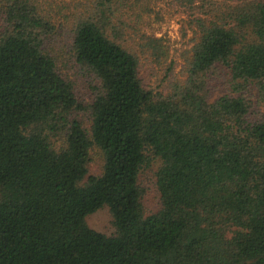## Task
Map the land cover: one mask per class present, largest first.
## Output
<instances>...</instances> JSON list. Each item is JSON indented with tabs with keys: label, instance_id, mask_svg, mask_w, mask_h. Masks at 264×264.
I'll return each mask as SVG.
<instances>
[{
	"label": "trees",
	"instance_id": "trees-1",
	"mask_svg": "<svg viewBox=\"0 0 264 264\" xmlns=\"http://www.w3.org/2000/svg\"><path fill=\"white\" fill-rule=\"evenodd\" d=\"M186 1L189 45L162 87L138 72L121 0L75 10L65 45L84 103L51 51V10L0 0V264H264V0ZM102 206L108 233L85 220Z\"/></svg>",
	"mask_w": 264,
	"mask_h": 264
},
{
	"label": "rangeland",
	"instance_id": "rangeland-1",
	"mask_svg": "<svg viewBox=\"0 0 264 264\" xmlns=\"http://www.w3.org/2000/svg\"><path fill=\"white\" fill-rule=\"evenodd\" d=\"M44 6L51 10L52 20L55 24L56 43L52 44L51 51L57 58L58 67L61 73L73 80L77 97L87 103L91 96L88 86V76L80 71L67 52L69 40L70 15L77 9L83 7L89 0H42ZM202 0H191L190 4L193 13L201 11ZM123 8L120 14L127 25L124 27L126 41L136 49L139 66L138 72L144 81L152 87H162L165 83V72L168 62L172 61L171 74L179 75L180 64L183 62L182 55L189 45L191 28L187 20L191 15L187 14L186 0H121ZM1 27V17H0ZM154 35L161 38V42L167 48L166 58L160 62L153 60L148 50L139 46L143 35ZM253 89V88H252ZM224 91L223 88H216L212 91V97ZM255 93V90H252ZM264 101V100H263ZM264 106V102H263ZM75 116L83 125L89 122L87 109L72 110ZM100 155L97 151H91L89 167L97 170L100 167ZM141 183L146 187L143 201L146 206L153 205V191L151 189V170L145 169L141 173ZM88 225L104 231L112 230L111 218L105 206L99 207L86 215Z\"/></svg>",
	"mask_w": 264,
	"mask_h": 264
}]
</instances>
